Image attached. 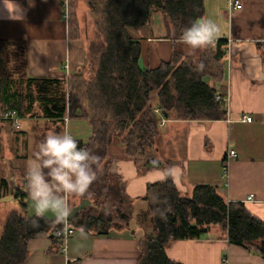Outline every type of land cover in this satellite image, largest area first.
<instances>
[{
    "label": "crops",
    "instance_id": "obj_1",
    "mask_svg": "<svg viewBox=\"0 0 264 264\" xmlns=\"http://www.w3.org/2000/svg\"><path fill=\"white\" fill-rule=\"evenodd\" d=\"M202 0L204 18L213 19L221 29L218 41H224L223 53L217 56V44L191 51L168 33L162 14L152 12L147 27L133 31L140 44L138 66L153 69L172 58L173 51L189 57L194 65L204 64V80L226 105L220 119L181 120L164 118L155 139L151 158L170 162L171 178L182 195H191L195 186L209 184L230 202H240L246 211L264 222V0ZM18 5L10 13L0 0V40H24L27 75L32 78L75 79L89 59L82 38H72L69 22L87 9L88 0H13ZM87 67V66H86ZM80 77V76H79ZM152 101V96H150ZM88 107V106H87ZM86 107V109H87ZM91 113L93 109L91 108ZM67 120L58 123L40 117L0 118V179H6L8 193L0 196V235L3 224L19 204L12 197L15 186L25 192V212L33 217L30 207L26 171L39 144L50 132L88 142L94 128L104 120ZM243 116L251 117L250 121ZM111 127H114L111 126ZM116 127V126H115ZM112 128H110L111 130ZM120 136H112L107 156L112 158L109 173L112 184L120 187L133 200L134 212L146 207L140 198L162 168H143L121 144L125 130L116 127ZM228 150L235 156L228 161V180L221 177L223 159ZM148 155V154H147ZM108 181V180H105ZM155 181V182H153ZM73 216L91 201L69 197ZM55 220L48 213L44 217ZM130 229L112 230L107 234L80 231L68 237L59 249L50 235L38 233L27 242V256L20 264H136L140 250V228L131 220ZM65 224V223H64ZM134 232V233H133ZM135 234V235H134ZM169 259L181 264H264V257L243 246L228 242L214 228L195 239L174 240L165 249Z\"/></svg>",
    "mask_w": 264,
    "mask_h": 264
},
{
    "label": "trees",
    "instance_id": "obj_2",
    "mask_svg": "<svg viewBox=\"0 0 264 264\" xmlns=\"http://www.w3.org/2000/svg\"><path fill=\"white\" fill-rule=\"evenodd\" d=\"M87 5L79 17L72 14L69 22L70 37L84 40L94 64L90 77L78 73L82 76L78 82L29 77L25 41L0 40L1 119L5 112L13 111L19 119L40 117L58 123L65 118L89 119L92 114L96 120H104L94 128L88 142L79 140L81 147L101 158L102 170L89 192L78 196L91 203L77 210L67 224L74 230L83 227L92 234H107L130 229L134 219L144 230L138 236L140 256L136 264H181L166 255L170 243L199 238L214 228L228 242L264 257V222L250 215L242 203L228 201L216 186L200 184L191 195H182L170 176L163 183L147 185L140 198L146 207L134 212L133 200L110 180L112 158L107 152L112 136H120L116 127L126 131L121 144L140 171L144 167L170 169L169 161L143 156L145 147L154 146L160 120L220 119L226 115L225 103L216 99L203 71H196L189 57L173 51L171 60L156 68L143 70L138 66L140 44L133 31L147 27L152 12L159 11L170 36L179 38L186 27L202 17V0H88ZM216 44V55L220 56L225 43ZM7 193L8 183L1 178L0 196ZM11 194L20 210L11 212L3 224L0 264L22 263L27 242L38 233L52 235L54 248L59 249L63 241L55 232L63 229L64 223L41 218L34 227V216L24 214L22 187L15 186Z\"/></svg>",
    "mask_w": 264,
    "mask_h": 264
},
{
    "label": "clouds",
    "instance_id": "obj_3",
    "mask_svg": "<svg viewBox=\"0 0 264 264\" xmlns=\"http://www.w3.org/2000/svg\"><path fill=\"white\" fill-rule=\"evenodd\" d=\"M3 2L10 13L18 7L13 0ZM220 35V26L213 19L201 17L182 31L179 42L194 52L214 46ZM204 67L201 62L195 70L203 71ZM100 159L88 148L81 147L79 140L67 131L46 135L34 158L28 162L26 171L34 227L48 213L55 217L57 223L68 222L73 212L69 197H83L89 192L102 170ZM171 175V169H162L155 181L163 183ZM80 234L86 236L83 227Z\"/></svg>",
    "mask_w": 264,
    "mask_h": 264
},
{
    "label": "built area",
    "instance_id": "obj_4",
    "mask_svg": "<svg viewBox=\"0 0 264 264\" xmlns=\"http://www.w3.org/2000/svg\"><path fill=\"white\" fill-rule=\"evenodd\" d=\"M231 6L235 8H240L241 4L239 0H233L231 1ZM217 100H224V98L220 95L216 96ZM4 116L10 120L13 121V123L17 126L18 124V118L15 115L13 111H7L5 112ZM244 120L250 121L251 117L249 116H243ZM235 156V151L234 150H228L226 153L224 159H223V164H222V170H221V177L224 180V185H227V180H228V161L231 157ZM56 236L61 237L62 241L64 242L68 237L74 234V229L70 227L67 223L64 224L63 229H56L55 232ZM223 264H228L227 260H223Z\"/></svg>",
    "mask_w": 264,
    "mask_h": 264
},
{
    "label": "rangeland",
    "instance_id": "obj_5",
    "mask_svg": "<svg viewBox=\"0 0 264 264\" xmlns=\"http://www.w3.org/2000/svg\"><path fill=\"white\" fill-rule=\"evenodd\" d=\"M88 64H87V67H85L84 69H82L81 70V72H83L82 74H83V77H90L91 76V74H92V69H91V65H94V64H91V62H90V55H89V59H88ZM94 63V62H93ZM80 79H82V76H80V77H75V79H74V81L75 82H78ZM72 80V79H71ZM151 96H153V94L151 93ZM67 118H65L64 119V121H63V123L64 124H66L67 123ZM163 124V122H160L159 123V128H160V126ZM157 137V136H156ZM152 146H148V147H145V149H143V156H144V158L146 159V158H149V157H151L150 156V152L152 153ZM148 154V155H147ZM131 223H132V221H131ZM135 224H136V222H135ZM144 232V230L143 229H141L140 228V230L138 231V233H143Z\"/></svg>",
    "mask_w": 264,
    "mask_h": 264
},
{
    "label": "water",
    "instance_id": "obj_6",
    "mask_svg": "<svg viewBox=\"0 0 264 264\" xmlns=\"http://www.w3.org/2000/svg\"><path fill=\"white\" fill-rule=\"evenodd\" d=\"M164 116L166 117L167 116V114H164ZM52 236V235H51Z\"/></svg>",
    "mask_w": 264,
    "mask_h": 264
}]
</instances>
